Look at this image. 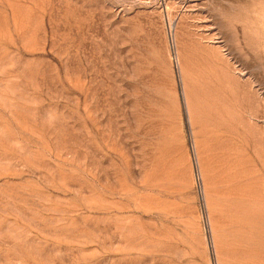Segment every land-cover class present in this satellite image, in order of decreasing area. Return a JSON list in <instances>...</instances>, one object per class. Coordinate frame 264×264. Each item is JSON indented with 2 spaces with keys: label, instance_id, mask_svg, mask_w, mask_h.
Instances as JSON below:
<instances>
[{
  "label": "rangeland",
  "instance_id": "rangeland-1",
  "mask_svg": "<svg viewBox=\"0 0 264 264\" xmlns=\"http://www.w3.org/2000/svg\"><path fill=\"white\" fill-rule=\"evenodd\" d=\"M0 264H264V0H0Z\"/></svg>",
  "mask_w": 264,
  "mask_h": 264
}]
</instances>
